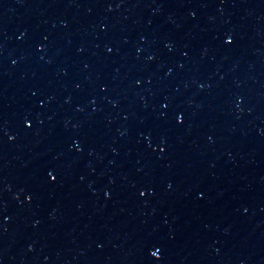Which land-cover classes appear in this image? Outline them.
I'll return each instance as SVG.
<instances>
[{
    "label": "water",
    "instance_id": "1",
    "mask_svg": "<svg viewBox=\"0 0 264 264\" xmlns=\"http://www.w3.org/2000/svg\"><path fill=\"white\" fill-rule=\"evenodd\" d=\"M0 264H264V0H0Z\"/></svg>",
    "mask_w": 264,
    "mask_h": 264
}]
</instances>
